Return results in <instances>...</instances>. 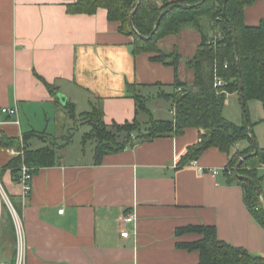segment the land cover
<instances>
[{"label": "crops", "instance_id": "0c3cea01", "mask_svg": "<svg viewBox=\"0 0 264 264\" xmlns=\"http://www.w3.org/2000/svg\"><path fill=\"white\" fill-rule=\"evenodd\" d=\"M74 1L0 0V136L21 141L28 133L56 137L51 125L59 110L56 100L61 102L58 94L89 109L82 115L99 107L107 126L137 122L147 129L151 120L175 122L167 95L177 77L194 80L187 61L197 48L185 52V38L197 32L198 46V30L185 27L177 37L176 71L152 61L150 54L135 56L133 38L119 33L106 10L69 14L67 4ZM177 1L182 0H169ZM244 21L248 26L264 22V0L245 7ZM167 40L161 41L163 51L173 45ZM15 107L17 116L3 113ZM202 134L188 128L138 140L105 154L100 163L95 147L88 153L70 143L57 152L54 166L33 173L25 198L17 184L19 172L6 168L24 151L0 146V182L23 223L25 264H199L198 251L179 246L202 239L195 232L177 234L191 226H213L219 240L264 257V228L250 213L243 187L229 182L230 156L211 147L196 160L217 174L199 173L189 164L193 160L181 164ZM43 143L32 138L28 149L44 148ZM127 214L135 216L134 223L124 222ZM16 253L14 221L0 201V263L14 264Z\"/></svg>", "mask_w": 264, "mask_h": 264}, {"label": "trees", "instance_id": "16d2710c", "mask_svg": "<svg viewBox=\"0 0 264 264\" xmlns=\"http://www.w3.org/2000/svg\"><path fill=\"white\" fill-rule=\"evenodd\" d=\"M255 1L205 0L202 3V0H141L139 4V0H75L67 4V11L72 15H94L99 9L106 10L109 22L118 24L119 33L133 38L130 45L135 56L150 54L152 61L172 66L176 71L180 60L178 48L175 47L172 52L166 53L159 43L169 37L181 36L186 26L198 30L201 42L195 55L187 61L188 69L194 72V80L186 83L177 77L173 92L167 95L175 109V122L151 120L147 129H143L137 122L107 126L102 110L94 106L90 112L82 115L84 121L91 126L85 139L95 142V158L96 162L100 163L105 154L133 146L135 141H150L173 132L182 133L188 128H197L203 132L200 142L189 149L181 164L197 160L211 147H217L227 153L230 156L227 174L232 169V174H228L229 182L243 187L250 213L264 228V190L261 187L264 178L259 177V171L264 167V148L259 146L254 130L256 124L251 123L248 116L250 101L260 102L264 110V22L258 26H248L244 21L245 7ZM171 6L174 8L161 18L162 13ZM224 9L226 16L223 14ZM203 20H207L215 30L213 37L209 38V35L203 32ZM233 29L237 40L238 59ZM217 35H222L223 39L217 46H213L210 41ZM216 74L226 82L224 89L220 91L214 88ZM132 89L129 85V91L138 108L144 109V101ZM235 92L239 93L240 101L241 92L244 94L243 110L247 119L242 126L232 123L224 114L226 94ZM56 101L60 103L59 100ZM66 108L74 117V104L67 102ZM262 122L264 123V118ZM133 134H136L135 138ZM35 137L45 142L50 140L45 134L35 133L25 134L23 141L20 138L0 136L1 147L24 151L6 167L12 169L14 174L19 172L23 164L33 168V173L40 168L56 164V148L46 146L38 150L28 149V142ZM245 140L249 142V146L238 149L237 146ZM256 149L257 153L254 154ZM236 153L241 154L240 157H246L239 167L240 177L236 175L233 164ZM239 161L238 159L236 163ZM248 178L259 186L261 194H258ZM187 232L202 235V239L197 242L179 245L187 250L198 251L199 264H264V257L252 256L243 248L219 240L213 226H191L179 229L177 234Z\"/></svg>", "mask_w": 264, "mask_h": 264}, {"label": "rangeland", "instance_id": "374dc122", "mask_svg": "<svg viewBox=\"0 0 264 264\" xmlns=\"http://www.w3.org/2000/svg\"><path fill=\"white\" fill-rule=\"evenodd\" d=\"M202 24H203V32L213 37L215 35V30L210 26V23L207 20H203ZM191 28L192 26H186V31L187 29H191ZM196 33L189 34L188 36H186L185 40L187 41V45L185 47L188 48L186 49L185 52L189 53L193 48L194 50L197 48ZM167 41H168L167 43L171 42L173 43V45L170 44L166 45V48L164 49L165 50L164 52L166 53L172 52L176 47V45L180 46L181 44L180 39L177 37L168 38ZM160 45L161 42L159 43V46ZM165 89H167V87H165ZM58 105H59V110L57 111V118L54 120L53 124L51 125V130L57 133L56 137H53L52 139L48 137V139L50 140H47V142L43 144L50 147H54L57 149V152H59L63 149V147H66L68 144L72 143L73 147H77L78 149H82V150L85 149L89 153V151L95 147V142L91 139H87V140L85 139V133L90 132L91 126L84 121L82 116V112L87 111L89 109L87 108L84 109L85 107L83 106H78V107L74 106L75 117H73L71 116L70 110L66 108V105L62 104L61 102ZM224 114L229 121H231L232 123L238 126H242L245 123L247 117L244 114L239 93L235 92V93L226 94V106L224 109ZM248 116L251 123L256 124L254 127L255 134L259 146L264 148V123L262 122V119L264 118V110L260 102L257 101L248 102ZM242 144H243L242 147H238V149L242 150L249 146V142L247 140L243 141ZM240 155L236 153L235 157L233 158L235 171L238 165V163H236L238 162V159L239 160L244 159L243 157H240ZM263 168L264 167H262V169H260L259 171V177L264 178ZM230 172L232 174V169H230ZM261 187L264 190V179L261 182Z\"/></svg>", "mask_w": 264, "mask_h": 264}, {"label": "built area", "instance_id": "2783aa9c", "mask_svg": "<svg viewBox=\"0 0 264 264\" xmlns=\"http://www.w3.org/2000/svg\"><path fill=\"white\" fill-rule=\"evenodd\" d=\"M222 39H223L222 35H217L210 41V44H212L213 46H217L219 41H221ZM227 67H228V65L225 66V68H227ZM225 85H226V82L223 80V78L219 77L216 74L215 82H214V88L217 91H220V90L224 89ZM181 90L182 89H179V91H181ZM3 113L7 114L11 117L17 116L18 109L16 107L12 108V109L11 108L10 109L5 108V109H3ZM173 114L175 117L176 116L175 110H174ZM14 123L19 124V121L16 120ZM189 164L192 167H196L197 170L199 171V173H201V174H204V173L217 174L218 173V171L215 169L200 167L196 160L191 161ZM33 171H34L33 168L27 166L26 164H23L20 167L19 175H18V179H17V184L20 186V188L22 190V196L24 198L31 191V182H32V178H33ZM228 174H231V172L229 171ZM0 201L9 210V212L13 218L15 229H16L17 253H16V259H15L14 264H25L26 243H25V232H24L23 223H22L20 215L17 212L10 196L7 194V192L3 188L1 182H0ZM123 220L126 223H134L135 222V216L133 214H127L126 216L123 217ZM122 236L124 238H128L129 232L124 231L122 233ZM0 264H5V263H0Z\"/></svg>", "mask_w": 264, "mask_h": 264}, {"label": "water", "instance_id": "95a60500", "mask_svg": "<svg viewBox=\"0 0 264 264\" xmlns=\"http://www.w3.org/2000/svg\"><path fill=\"white\" fill-rule=\"evenodd\" d=\"M204 1H205V0H202V3H203ZM226 1H227V0H225V2H226ZM140 2H141V0H139V4H140ZM173 8H174V6H171V7H169L168 9H166V10L162 13L161 18H162L164 15H166V14H167L170 10H172ZM136 10H137V8L134 10V12H133V14H132V16H131V19L133 18V15H134V13L136 12ZM223 14H224V16H226V11H225V9H224V13H223ZM161 18L158 20V22H157V24H156V26H155L154 32H155L157 26L159 25V22H160ZM233 32H234V41H235L236 56H237V59H238L239 53H238L237 40H236L235 30H234V29H233ZM238 65H239V61H238ZM239 66H240V65H239ZM240 79H241V74H240ZM242 89H243V84H242V82H241V90H242ZM58 98L60 99L61 103L64 104V105L68 102V101H67V98H66L65 96L61 95V94H58ZM241 105H242L243 108H245V100H244V94H243V92H241ZM256 153H257V149H256V151H255L254 154H256ZM245 159H246V157H245L244 159H241L240 162L238 163L237 167H236V175H237V176H239V174H238L239 167H240V165L242 164V162H243ZM239 177H240V176H239ZM248 181L254 185L256 191L258 192V194H261V191H260L259 186L256 185V184L254 183V181H253L252 179H250V178H248Z\"/></svg>", "mask_w": 264, "mask_h": 264}]
</instances>
